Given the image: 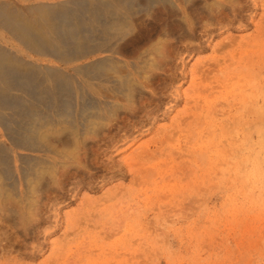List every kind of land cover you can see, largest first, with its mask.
<instances>
[{
    "label": "rangeland",
    "instance_id": "1",
    "mask_svg": "<svg viewBox=\"0 0 264 264\" xmlns=\"http://www.w3.org/2000/svg\"><path fill=\"white\" fill-rule=\"evenodd\" d=\"M176 1L141 14L147 82L101 89L85 164L30 226L0 211V264H264V0Z\"/></svg>",
    "mask_w": 264,
    "mask_h": 264
},
{
    "label": "bare ground",
    "instance_id": "2",
    "mask_svg": "<svg viewBox=\"0 0 264 264\" xmlns=\"http://www.w3.org/2000/svg\"><path fill=\"white\" fill-rule=\"evenodd\" d=\"M172 3L178 6L176 0H0L4 215L17 213L30 226L42 190L85 164L91 134L122 106L112 95L130 104L147 82L139 78L152 63L146 51L138 52L147 37L141 14L157 15ZM136 53L142 60L129 66L139 71L123 72ZM107 88L114 94L101 91Z\"/></svg>",
    "mask_w": 264,
    "mask_h": 264
}]
</instances>
